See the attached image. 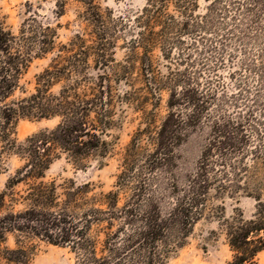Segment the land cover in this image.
I'll return each instance as SVG.
<instances>
[{
	"label": "trees",
	"instance_id": "1",
	"mask_svg": "<svg viewBox=\"0 0 264 264\" xmlns=\"http://www.w3.org/2000/svg\"><path fill=\"white\" fill-rule=\"evenodd\" d=\"M73 1L84 28L57 48L56 29L30 4L16 34L0 9V172L11 157L20 163L0 191V264H28L36 241L67 249L75 264H164L204 217L210 191L221 203L256 201L249 219L238 209L221 216L226 264H256L264 251V0H202L203 11L200 0H147L126 20L103 15L95 0ZM65 2L55 1L56 17ZM126 29L132 36L116 62V33ZM49 54L26 94L23 75ZM226 62L228 81L219 73ZM123 106L141 121L113 189L44 180L61 158L79 169L103 165ZM22 119L56 124L18 142ZM198 127L208 130L206 144L195 172L180 179L174 149Z\"/></svg>",
	"mask_w": 264,
	"mask_h": 264
},
{
	"label": "rangeland",
	"instance_id": "2",
	"mask_svg": "<svg viewBox=\"0 0 264 264\" xmlns=\"http://www.w3.org/2000/svg\"><path fill=\"white\" fill-rule=\"evenodd\" d=\"M56 0H0L1 15L4 26L12 33H18L21 23L26 18L27 5L30 4L39 16V19L49 23L56 29L57 38L55 47L66 43L75 33L82 31L84 24L78 15L83 12L81 4L66 0L64 14L55 16ZM147 0H95L100 12L105 16L116 18L123 17L125 20L133 17L145 6ZM200 11H203L205 2L199 1ZM117 39L114 47V59L121 62L126 54V41L132 34L126 29L116 33ZM52 54L32 62L21 80V86L26 94L33 91L35 77L41 73L49 64ZM154 58L158 69L162 74L166 73V67L161 60L158 50L154 51ZM234 67L226 62L219 69V73L228 81V73ZM230 87V85H229ZM123 88V85H121ZM231 88V87H230ZM23 96L19 91L15 98ZM166 92L161 93V101L156 112L158 116L165 114ZM123 119L121 126L112 132V150L110 155L103 161V165L93 162L86 169L76 168L71 162L61 158L54 161L46 172L45 181L55 180L60 183L67 179L76 182L89 181L94 183L99 190L107 191L113 189L116 178L121 171V157L129 144L134 132L141 121L138 114L129 106H123ZM56 120H29L22 119L17 125V140L22 142L27 136L43 128H52ZM208 138V130L204 127L188 129L181 143L173 152L174 172L183 179L195 172L200 160L203 148ZM19 161L11 157L7 161L8 170L0 172V191L4 188L8 175L19 166ZM221 201L210 191L208 208L204 217L195 224L192 233L186 239L185 244L175 252L164 264H226L231 260L232 252L228 246L225 228L222 226L221 216L228 218L234 215L238 209L245 219H249L256 212V201L252 198L241 197L238 201L225 198ZM264 202V191L262 193ZM12 246V240L7 242ZM256 264H264V251L255 257ZM28 264H75L74 257L65 248L49 245L45 242L36 241L35 251Z\"/></svg>",
	"mask_w": 264,
	"mask_h": 264
}]
</instances>
